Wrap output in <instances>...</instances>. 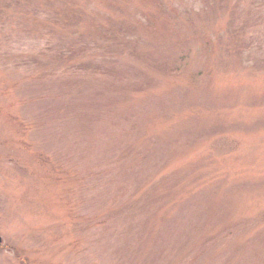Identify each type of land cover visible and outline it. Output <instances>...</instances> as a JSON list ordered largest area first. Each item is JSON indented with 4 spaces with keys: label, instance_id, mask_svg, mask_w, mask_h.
<instances>
[{
    "label": "rangeland",
    "instance_id": "1",
    "mask_svg": "<svg viewBox=\"0 0 264 264\" xmlns=\"http://www.w3.org/2000/svg\"><path fill=\"white\" fill-rule=\"evenodd\" d=\"M0 264H264V0H0Z\"/></svg>",
    "mask_w": 264,
    "mask_h": 264
},
{
    "label": "trees",
    "instance_id": "2",
    "mask_svg": "<svg viewBox=\"0 0 264 264\" xmlns=\"http://www.w3.org/2000/svg\"><path fill=\"white\" fill-rule=\"evenodd\" d=\"M105 221H102L101 223H104Z\"/></svg>",
    "mask_w": 264,
    "mask_h": 264
}]
</instances>
